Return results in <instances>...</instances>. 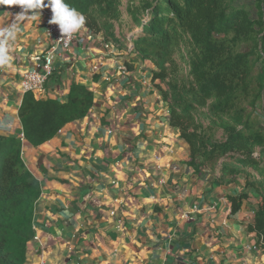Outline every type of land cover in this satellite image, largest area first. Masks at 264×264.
Here are the masks:
<instances>
[{"label": "crops", "instance_id": "obj_1", "mask_svg": "<svg viewBox=\"0 0 264 264\" xmlns=\"http://www.w3.org/2000/svg\"><path fill=\"white\" fill-rule=\"evenodd\" d=\"M20 11L9 6L0 28ZM50 17L42 9L40 21L20 22L9 41L0 137L23 133L20 80L50 47ZM125 60L101 35L80 30L44 92L32 93L66 103L75 84L92 92L93 105L47 142L21 144L39 188L24 264H264V242L248 231L256 197L242 181L223 184L191 165L149 65L128 68ZM244 193L233 212L229 197Z\"/></svg>", "mask_w": 264, "mask_h": 264}, {"label": "trees", "instance_id": "obj_2", "mask_svg": "<svg viewBox=\"0 0 264 264\" xmlns=\"http://www.w3.org/2000/svg\"><path fill=\"white\" fill-rule=\"evenodd\" d=\"M66 2L85 16L86 30L128 59L126 67L149 65L191 165L223 184L243 182L257 202L248 231L264 242V0ZM7 8L0 5V15ZM34 96L25 94L18 111L31 146L93 105L92 92L75 84L66 103ZM21 144L19 137H0V264H24L33 234L39 188L24 167ZM247 197H229L232 211Z\"/></svg>", "mask_w": 264, "mask_h": 264}, {"label": "clouds", "instance_id": "obj_3", "mask_svg": "<svg viewBox=\"0 0 264 264\" xmlns=\"http://www.w3.org/2000/svg\"><path fill=\"white\" fill-rule=\"evenodd\" d=\"M0 5L19 6L21 11L15 15L10 25L0 28V67L10 65L9 41H14L22 21H40L41 10L49 8L51 18L49 24L58 25L61 41L72 38L85 25L86 18L66 0H0Z\"/></svg>", "mask_w": 264, "mask_h": 264}, {"label": "built area", "instance_id": "obj_4", "mask_svg": "<svg viewBox=\"0 0 264 264\" xmlns=\"http://www.w3.org/2000/svg\"><path fill=\"white\" fill-rule=\"evenodd\" d=\"M48 21L45 30L51 42L50 47L34 66L23 74L20 80V90L23 95L27 93L42 94L44 92L47 81L54 74L55 61L57 59H63V53L71 48L76 39L75 34L72 38L61 41V33L59 32L58 25L49 24ZM83 29H85V26H83L81 30ZM19 139L22 143L25 142L22 132L19 134Z\"/></svg>", "mask_w": 264, "mask_h": 264}, {"label": "rangeland", "instance_id": "obj_5", "mask_svg": "<svg viewBox=\"0 0 264 264\" xmlns=\"http://www.w3.org/2000/svg\"><path fill=\"white\" fill-rule=\"evenodd\" d=\"M241 2L242 3H246V4H248L249 6H252V0H241ZM123 3V8L125 7V1H123L122 2ZM116 28H117V25H116ZM262 117H264V116H262ZM262 117H260L261 119H260V121L262 122V124H264V118H262Z\"/></svg>", "mask_w": 264, "mask_h": 264}]
</instances>
